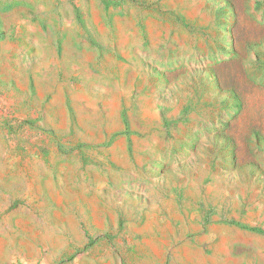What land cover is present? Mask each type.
I'll use <instances>...</instances> for the list:
<instances>
[{
    "label": "rangeland",
    "instance_id": "374dc122",
    "mask_svg": "<svg viewBox=\"0 0 264 264\" xmlns=\"http://www.w3.org/2000/svg\"><path fill=\"white\" fill-rule=\"evenodd\" d=\"M0 264H264V0H0Z\"/></svg>",
    "mask_w": 264,
    "mask_h": 264
}]
</instances>
